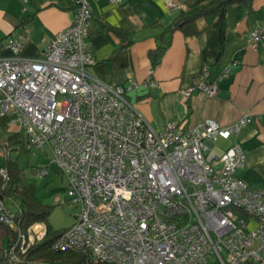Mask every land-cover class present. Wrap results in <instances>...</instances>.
I'll return each mask as SVG.
<instances>
[{
    "label": "built area",
    "instance_id": "1",
    "mask_svg": "<svg viewBox=\"0 0 264 264\" xmlns=\"http://www.w3.org/2000/svg\"><path fill=\"white\" fill-rule=\"evenodd\" d=\"M91 20L90 0H77L73 24L43 57L21 56L20 34L7 43L13 56L0 57L1 115L26 130L29 148L51 155L79 207L52 248L83 251L87 264H205L213 254L222 264H264V188L238 175L246 161L238 136L253 117L226 128L168 121L154 129L128 92L158 82L112 87L94 77L97 62L85 40ZM262 41L264 20L248 35L254 48ZM207 73L184 96L196 90L216 96L218 82ZM231 138L223 154L215 152L219 140ZM10 154L3 141L0 155ZM35 172L46 176L49 167ZM0 177L9 179L7 169L0 167ZM16 214L0 199L1 222L15 227ZM46 234L41 222L20 232L11 259L19 262L16 247L24 254Z\"/></svg>",
    "mask_w": 264,
    "mask_h": 264
},
{
    "label": "crops",
    "instance_id": "2",
    "mask_svg": "<svg viewBox=\"0 0 264 264\" xmlns=\"http://www.w3.org/2000/svg\"><path fill=\"white\" fill-rule=\"evenodd\" d=\"M169 1L177 6H168ZM212 1L90 0L92 20L85 40L97 62L90 71L112 87L157 81V87L140 86L128 92L156 130L168 121L187 129L205 123L226 128L252 116L238 136L246 154L238 175L251 187L264 188V41L256 48L248 42L250 31L264 20V0L227 8L222 54L218 13L172 28L180 15ZM76 9L77 0H0V57L13 56L7 43L17 34L24 40L21 56L43 57L50 42L73 24ZM167 41L154 66L151 52ZM206 70L208 79L218 82L217 95L196 90L184 96L183 91L197 84ZM234 140L222 139L215 152L223 154Z\"/></svg>",
    "mask_w": 264,
    "mask_h": 264
},
{
    "label": "trees",
    "instance_id": "3",
    "mask_svg": "<svg viewBox=\"0 0 264 264\" xmlns=\"http://www.w3.org/2000/svg\"><path fill=\"white\" fill-rule=\"evenodd\" d=\"M250 0H213L210 3L197 6L180 15L172 28H182L188 23L193 22L201 16H209L213 13L219 14L220 28V54L224 51L225 43V13L230 5ZM159 46L151 52L154 66L159 62L160 57L164 54L167 46ZM9 117L1 115L0 108V126H7ZM7 141L11 151H18L21 154L24 151H30L28 140L22 133H14L7 137H2L0 130V145ZM0 167L7 169L9 174L8 180L0 177V199L17 198L20 203L16 210V226L11 227L0 221V264H27L29 262L55 263L70 262L72 264H87V255L83 251H56L52 248L54 240L65 229L54 231L48 224L49 216L52 212V206L39 201L36 197V187L29 184L24 179V170L20 168L18 158L14 159L12 154L5 157ZM45 223L47 234L40 242L31 247L26 253L16 252L19 254V262L11 259L10 250L16 245L20 232H27L28 228L35 223Z\"/></svg>",
    "mask_w": 264,
    "mask_h": 264
},
{
    "label": "rangeland",
    "instance_id": "4",
    "mask_svg": "<svg viewBox=\"0 0 264 264\" xmlns=\"http://www.w3.org/2000/svg\"><path fill=\"white\" fill-rule=\"evenodd\" d=\"M2 137H7L14 133L26 135V130L19 125L0 126ZM222 139L219 140L218 146L221 145ZM218 150L219 148L216 147ZM14 159L18 158L21 169L24 170V179L27 183L36 187V197L39 201L52 206V212L48 219V224L54 231L66 229L73 225L76 216L79 213V207L73 205L67 197L68 180L62 172L57 169L55 163L51 160V155L31 146L30 151H24L18 154V151H11ZM4 157L0 155V163ZM40 166H48L49 173L41 176L35 172ZM7 206L16 210L20 201L17 198L5 200ZM40 264L41 262H29L27 264ZM47 264H72L70 262H55ZM205 264H222L217 255L213 254Z\"/></svg>",
    "mask_w": 264,
    "mask_h": 264
}]
</instances>
